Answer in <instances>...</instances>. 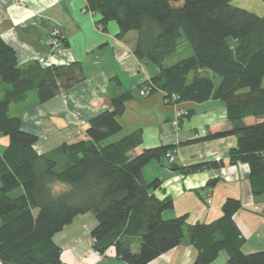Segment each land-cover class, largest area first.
Listing matches in <instances>:
<instances>
[{
  "label": "trees",
  "instance_id": "obj_1",
  "mask_svg": "<svg viewBox=\"0 0 264 264\" xmlns=\"http://www.w3.org/2000/svg\"><path fill=\"white\" fill-rule=\"evenodd\" d=\"M86 10L101 14L103 29L115 20L119 37L137 32L134 53L159 68L143 87L163 90L169 101L176 94V101L226 103L231 127L197 140L237 134L229 161L247 163L253 192L264 193V15L232 0H86ZM182 36L192 53L175 61ZM83 79L79 61L50 65L34 60L21 65L16 50L0 35V80L6 83L0 95V137H8V144L0 148L2 263L65 264L54 236L77 215L92 212L97 219L91 232L94 249L105 254L114 246L116 256L128 264H149L181 244L186 229L197 250L193 264L212 263L221 251L228 254L224 264H264V249H242L245 238L234 218L241 208L238 198L227 197L222 215L210 222L188 223L186 215L163 217L173 208V198L156 197L151 191L162 181L147 182L143 169L175 146L134 154L142 131L117 137L130 91L114 96L112 108L89 120L86 137L47 153L35 149L37 135L22 128L21 117L11 115V104L25 101L33 91L40 103L45 102ZM187 111L185 118L192 114ZM248 117L253 119L248 122ZM224 163L175 166L190 173ZM216 181L209 180V186ZM16 190L20 192L14 195ZM135 243L138 251L133 250Z\"/></svg>",
  "mask_w": 264,
  "mask_h": 264
},
{
  "label": "crops",
  "instance_id": "obj_2",
  "mask_svg": "<svg viewBox=\"0 0 264 264\" xmlns=\"http://www.w3.org/2000/svg\"><path fill=\"white\" fill-rule=\"evenodd\" d=\"M232 1L264 15V0ZM100 19L99 12L86 10V0H0V35L16 50L21 65L34 60L41 64L50 61V65L79 61L85 73L81 82L45 102L40 103L37 95L30 92L25 101L11 104V115L21 117L22 128L37 135L35 149L47 153L64 142L86 137L89 120L102 110L112 108L114 96L130 91L132 95L120 116L123 126L120 133L142 131V143L133 153L161 145L175 146L170 150L175 157L173 161L164 156L152 160L143 169L147 182L155 178L162 181L159 188L151 191L156 197L173 198V208L165 210L163 217L186 215L188 223L210 222L222 215L225 199L235 197L241 201L234 218L245 238L243 251L263 250L264 193L253 192L247 163L229 161V151L236 146L238 135L197 140L231 127L226 103L221 99L169 101L161 89L142 95L143 83L158 73V66L139 59L134 53L136 31L119 37L120 28L115 20L103 29L99 26ZM56 28L60 29L65 45L54 51L49 39L50 32ZM180 108L191 110L192 114L177 129L172 120ZM251 119L248 117L247 121ZM2 137V146H6L8 139ZM208 160L225 163L216 169L190 173H183L175 166ZM213 172L219 177L211 187L209 180ZM208 197H211L210 203ZM96 223L92 212L79 214L54 236L62 249V261L65 264H128L116 256L114 246L107 249L105 256L95 252L91 232ZM133 250L138 251L139 245L135 243ZM196 255L197 250L185 232L181 244L149 264H193ZM227 258V252L221 251L209 264H224Z\"/></svg>",
  "mask_w": 264,
  "mask_h": 264
},
{
  "label": "built area",
  "instance_id": "obj_3",
  "mask_svg": "<svg viewBox=\"0 0 264 264\" xmlns=\"http://www.w3.org/2000/svg\"><path fill=\"white\" fill-rule=\"evenodd\" d=\"M61 31L60 29L56 28L54 30H52L51 34H50V46L51 49H55V48H60L62 45V40H61ZM46 64H50V61H47ZM151 92V87L150 86H145L143 89H141V94L142 95H147ZM179 99V96L176 94H173L172 96V100L176 101ZM188 114V111L184 108H180L176 110L175 113V117L172 120V124L175 128L179 129L181 127V124L183 122V119H185L186 115ZM166 156L170 159V161L174 160V155L171 151H168ZM219 175L216 172H213L211 179H218ZM207 201L210 203L211 197L207 198ZM95 252L99 255L104 256V254H100L98 251L95 250ZM0 264H3L2 261L0 260Z\"/></svg>",
  "mask_w": 264,
  "mask_h": 264
},
{
  "label": "rangeland",
  "instance_id": "obj_4",
  "mask_svg": "<svg viewBox=\"0 0 264 264\" xmlns=\"http://www.w3.org/2000/svg\"><path fill=\"white\" fill-rule=\"evenodd\" d=\"M59 29V28H58ZM54 30V29H53ZM52 32V31H51ZM51 32H50V34H51ZM49 44H50V39H49ZM61 46H63V44L61 45ZM50 48H51V46H50ZM57 49H59V48H55V49H53L54 51H56ZM192 53V49H191V47H190V45H189V43H188V41L186 40V38L184 37V36H182L181 38H180V40H179V45H178V49H177V53H176V55H174L175 56V58H174V60L176 61V60H178V59H180V58H183V57H187L188 55H190ZM0 82H2V83H0V95H3L2 93H3V85L2 84H6V83H3V81H1L0 80ZM35 94H36V92L35 91H33ZM121 135V133H119L118 135H117V137H119ZM4 136V135H3ZM1 137H2V135H1ZM3 138V137H2ZM5 138H7L8 139V137L7 136H5ZM3 146H2V140L0 139V148H2ZM55 187L56 188H58V187H60V185L59 184H57V185H55ZM20 192V190H16L15 192H14V195H17L18 193ZM185 232H187L188 233V231H187V229L185 230ZM258 251V250H257ZM245 253H250V252H245ZM102 256V255H101ZM105 256V255H104Z\"/></svg>",
  "mask_w": 264,
  "mask_h": 264
}]
</instances>
